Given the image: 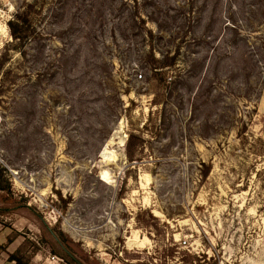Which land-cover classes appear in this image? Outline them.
I'll return each mask as SVG.
<instances>
[{"label": "rangeland", "instance_id": "1", "mask_svg": "<svg viewBox=\"0 0 264 264\" xmlns=\"http://www.w3.org/2000/svg\"><path fill=\"white\" fill-rule=\"evenodd\" d=\"M0 186V264H264V0H0Z\"/></svg>", "mask_w": 264, "mask_h": 264}, {"label": "bare ground", "instance_id": "2", "mask_svg": "<svg viewBox=\"0 0 264 264\" xmlns=\"http://www.w3.org/2000/svg\"><path fill=\"white\" fill-rule=\"evenodd\" d=\"M101 157L103 160H115L116 156L114 155V152L108 150V147H104V149L101 152ZM101 179L106 181V182H110L108 175L105 171H101L100 173Z\"/></svg>", "mask_w": 264, "mask_h": 264}, {"label": "water", "instance_id": "3", "mask_svg": "<svg viewBox=\"0 0 264 264\" xmlns=\"http://www.w3.org/2000/svg\"><path fill=\"white\" fill-rule=\"evenodd\" d=\"M60 247L62 248V250L64 251V253L71 259L73 260L76 264H82L81 262H79L68 250H66L63 246L60 245Z\"/></svg>", "mask_w": 264, "mask_h": 264}, {"label": "trees", "instance_id": "4", "mask_svg": "<svg viewBox=\"0 0 264 264\" xmlns=\"http://www.w3.org/2000/svg\"><path fill=\"white\" fill-rule=\"evenodd\" d=\"M12 30H13V28H12ZM12 35L14 36V38H16V39H20L19 36H17V35L15 34V31H14V30H13ZM155 69H156V68H155ZM0 189H2L1 186H0ZM8 261H9V262L15 261V264H21V262H20L19 260H14V257H13V256H12V258L10 257V260H8Z\"/></svg>", "mask_w": 264, "mask_h": 264}, {"label": "built area", "instance_id": "5", "mask_svg": "<svg viewBox=\"0 0 264 264\" xmlns=\"http://www.w3.org/2000/svg\"><path fill=\"white\" fill-rule=\"evenodd\" d=\"M138 78H141V76H138ZM51 261L57 262L58 260H56V258L53 257Z\"/></svg>", "mask_w": 264, "mask_h": 264}]
</instances>
